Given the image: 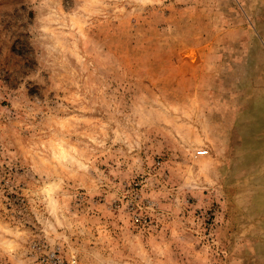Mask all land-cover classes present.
<instances>
[{
	"label": "rangeland",
	"instance_id": "1",
	"mask_svg": "<svg viewBox=\"0 0 264 264\" xmlns=\"http://www.w3.org/2000/svg\"><path fill=\"white\" fill-rule=\"evenodd\" d=\"M52 252L264 264V0H0V264Z\"/></svg>",
	"mask_w": 264,
	"mask_h": 264
},
{
	"label": "built area",
	"instance_id": "2",
	"mask_svg": "<svg viewBox=\"0 0 264 264\" xmlns=\"http://www.w3.org/2000/svg\"><path fill=\"white\" fill-rule=\"evenodd\" d=\"M205 153L206 151H203V150H200L198 152L199 155L205 154ZM42 261L46 263H51V264H63L62 260L55 255V252L50 253L49 257L42 259Z\"/></svg>",
	"mask_w": 264,
	"mask_h": 264
}]
</instances>
